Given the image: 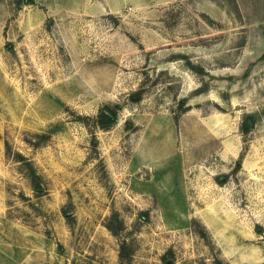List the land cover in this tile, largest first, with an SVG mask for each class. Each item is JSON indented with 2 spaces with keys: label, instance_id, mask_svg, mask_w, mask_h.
Listing matches in <instances>:
<instances>
[{
  "label": "rangeland",
  "instance_id": "obj_1",
  "mask_svg": "<svg viewBox=\"0 0 264 264\" xmlns=\"http://www.w3.org/2000/svg\"><path fill=\"white\" fill-rule=\"evenodd\" d=\"M0 264H264V0H0Z\"/></svg>",
  "mask_w": 264,
  "mask_h": 264
},
{
  "label": "trees",
  "instance_id": "obj_2",
  "mask_svg": "<svg viewBox=\"0 0 264 264\" xmlns=\"http://www.w3.org/2000/svg\"><path fill=\"white\" fill-rule=\"evenodd\" d=\"M118 109H119L118 106L105 107L104 109H102L100 111V113L98 114L97 119H96L97 126L101 129L109 128L115 121L116 112ZM244 127H245V129H248L247 122L245 123ZM5 147L8 150L7 144H5ZM17 159H20V161L24 162L23 164L28 170L29 178L31 181V187H32L33 191L36 194L44 193L45 192V186L42 183L39 176L36 174L35 169L33 168L31 162L27 158H24L23 156H21L19 154L17 155Z\"/></svg>",
  "mask_w": 264,
  "mask_h": 264
},
{
  "label": "water",
  "instance_id": "obj_3",
  "mask_svg": "<svg viewBox=\"0 0 264 264\" xmlns=\"http://www.w3.org/2000/svg\"><path fill=\"white\" fill-rule=\"evenodd\" d=\"M247 124H248V127H250V126H251V124H250V122H249V121L247 122ZM222 180H224V179H222Z\"/></svg>",
  "mask_w": 264,
  "mask_h": 264
},
{
  "label": "crops",
  "instance_id": "obj_4",
  "mask_svg": "<svg viewBox=\"0 0 264 264\" xmlns=\"http://www.w3.org/2000/svg\"><path fill=\"white\" fill-rule=\"evenodd\" d=\"M214 123H215L214 121L211 122V124H214Z\"/></svg>",
  "mask_w": 264,
  "mask_h": 264
}]
</instances>
